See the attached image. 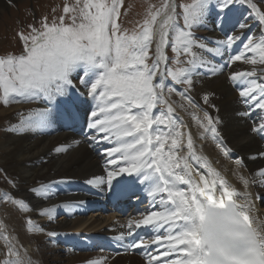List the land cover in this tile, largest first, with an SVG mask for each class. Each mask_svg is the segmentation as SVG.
Masks as SVG:
<instances>
[{
    "label": "snow or ice",
    "instance_id": "obj_1",
    "mask_svg": "<svg viewBox=\"0 0 264 264\" xmlns=\"http://www.w3.org/2000/svg\"><path fill=\"white\" fill-rule=\"evenodd\" d=\"M7 3L14 6L13 0ZM145 3L132 28L124 27V0H64L58 15L57 7L51 17L37 20L33 13L32 22L15 32L19 49L0 53V104L42 106L18 112V122L7 131L36 133L62 119L79 121L88 148L104 158L106 173L85 183L101 191L139 185L146 193L148 208L111 238L126 252H140L146 264H264V220L255 207L264 195L253 199L247 191L249 184L264 186V168L249 177L235 173L244 192L228 183L196 143L210 140L225 158L233 157L220 131L222 121L193 95L203 77L214 78L236 62L248 65L229 71L227 79L246 109L237 115L252 119L249 132L264 139V0ZM200 28L220 38L201 37ZM211 95L205 90L200 100L215 109ZM177 107L191 116L196 137ZM80 143L58 145L54 152L66 153ZM258 156L264 151L249 159ZM234 163L244 167L239 156ZM0 178L10 186L0 198L25 214L27 233L49 239L66 235L46 231L32 214L49 222L58 210L71 214L74 203H42L56 196L67 178L26 185L33 200L13 194L19 191L18 174L0 168ZM0 264H35L2 219Z\"/></svg>",
    "mask_w": 264,
    "mask_h": 264
},
{
    "label": "bare ground",
    "instance_id": "obj_2",
    "mask_svg": "<svg viewBox=\"0 0 264 264\" xmlns=\"http://www.w3.org/2000/svg\"><path fill=\"white\" fill-rule=\"evenodd\" d=\"M3 4L4 1L0 0V8ZM253 30H255V28ZM197 34L201 37H212L213 39L220 38L218 32L210 31L205 28H200ZM248 68V65H245L242 62H236L231 69L225 67L223 72L217 74L214 78H209L208 76L203 77L197 83L196 88L193 91V95L196 97L201 107L206 108L213 117L219 116L222 121V124L219 126L220 131L225 138L228 147L231 148L237 156L243 159L244 167L237 169L234 160L231 158H225L210 140L201 141L200 139H197L196 143L198 149L202 146L203 153L209 158L213 167L217 168L222 176L226 178L228 183L240 192H244L245 188L235 173L238 171L243 176L249 177L259 168H264V157L258 156L254 160L249 159L250 156L264 151V139L249 132V128L252 126L253 122L252 119L237 115L238 112L246 110L239 103L237 89L227 79L229 71H240ZM205 90L213 93V95L210 96L209 104H214L216 106L215 109L211 108L209 105H204L203 101L200 100V94ZM173 99L175 100L178 98L173 97ZM38 106L42 105H39L38 102H33L22 103L18 107H12V109L0 108V115L5 112H9L10 114L9 121L5 126V131L2 136L0 135V164L10 175L18 174L21 181L19 191L14 192L13 194L16 197L22 195L28 196L29 200H33V197L29 196L24 191L26 185H31L34 180H44L47 182L48 180L67 178L68 182L59 186L58 194L51 200L43 201L42 203L47 206L50 204L71 202L77 206L71 214L64 210H58L59 218L56 217L54 219L57 220V223L45 230L56 231L67 235L69 231H92L102 228L104 225H109L110 220H112V217L109 215L108 217H94L93 214L85 215L84 217L78 216V213L85 212V208H87L86 201H97L87 196L85 189L89 186L85 181L93 175H106L104 172V158L101 157L96 150L88 148L87 142H85V138L81 132L74 133L73 131H69L68 126L61 123V121L59 123L54 122L50 128L36 133L29 132L17 134L7 131V128L11 123L18 122V112L26 113L30 107ZM16 111L18 112L16 113ZM176 111L177 114L183 118L185 124L188 125L193 136L196 137L199 130L188 112H185L179 107H177ZM74 140H80L81 143L79 145L73 144L66 153L57 154L54 152L56 146L61 144H72ZM106 146L107 145H101L98 147ZM241 170L246 171V173H242ZM135 186L140 188L139 185ZM247 191L250 192L252 198L255 199L257 193L264 195V186L250 184ZM242 199V197L238 198V200ZM79 202L83 203L80 204ZM256 215L261 220H264V207L261 211H256ZM25 218V214H22L18 210H14L12 206L4 207L0 205V219H2L8 226L9 232H13L18 236L23 245V249L28 251L35 264H72L77 261L75 259L76 256H83L82 254L73 253L71 251L68 253L73 254V258L69 256L67 258H62L61 255L59 256V252L54 253V255L52 252L48 253V250L45 247L46 244L43 243L48 237L42 234L27 233L24 228ZM32 218L40 225L49 222L46 217H39L35 214H32ZM112 225L115 228H121L118 222H113ZM66 235H61L59 238L63 239ZM40 246L45 248V251L40 250L38 248ZM97 253L89 255V257L94 256L98 258L103 257L102 255H104L100 252ZM135 257L136 256L128 254L121 259H133ZM136 258L139 261L137 263L136 260L137 264H140V262L143 264L138 257ZM116 264L120 263L116 262Z\"/></svg>",
    "mask_w": 264,
    "mask_h": 264
},
{
    "label": "rangeland",
    "instance_id": "obj_3",
    "mask_svg": "<svg viewBox=\"0 0 264 264\" xmlns=\"http://www.w3.org/2000/svg\"><path fill=\"white\" fill-rule=\"evenodd\" d=\"M4 4L0 8V53H3L5 50H18L20 45L17 38H15V32L18 27L22 25H26L28 23H31L33 20V13L35 14V18L38 20L43 15H48L49 17L52 16V8L57 7V15L59 14L60 8H62L64 0H13L14 6H9L7 3V0H3ZM153 3L157 2V0H152ZM146 7L145 0H124V9H128L127 15L122 16V20L124 21V27L126 28H132L134 27L135 21L142 18V14L144 12V9ZM123 11V9H122ZM171 53V51H170ZM171 55V54H169ZM20 104H11L7 107H5L3 104H0V108H10L12 107H18ZM14 107V108H15ZM18 111H16L17 113ZM9 112L2 113L0 115V135L5 131V126L7 122L9 121ZM202 115V113H200ZM8 118V119H7ZM0 136V138H1ZM5 169L0 164V168ZM6 170V169H5ZM7 171V170H6ZM242 173H246V171L241 170ZM246 177V176H245ZM2 183V184H1ZM250 185V184H249ZM0 192L2 191H9V185L0 178ZM8 188V189H7ZM0 205L2 206H11L7 204V202L3 201L2 198H0ZM264 207V202L256 201V211H261ZM57 215L56 217H58ZM79 217L81 215H78ZM59 218V217H58ZM59 221V220H58ZM57 220H53L51 222H47L46 224H42L45 229H49L48 227H51L53 224H56ZM71 237H69L70 239ZM47 241V242H46ZM46 241H43V243L46 244V248L49 252L58 253L59 256L61 255L62 258H67L68 256L73 258V254L67 253L66 248H59L60 244L58 240L49 239L46 238ZM53 241V242H52ZM49 244V245H48ZM35 245V244H34ZM49 246V247H48ZM37 247V246H36ZM52 247V248H51ZM40 250H44L43 247H38ZM49 248V249H48ZM99 253V252H98ZM97 253V254H98ZM101 253V252H100ZM63 254V255H62ZM67 256H66V255ZM81 254V253H80ZM103 257H89L88 254H82L83 256H76V262L72 264H84L85 261L88 259H100L101 264H116V262H119L120 264H137L139 261L135 258H123L121 257H113L112 259H106L108 260L107 263H104L102 259L107 258L109 254L103 253ZM75 256V255H74ZM137 260V263H136ZM135 261V262H134ZM65 264H71V263H65ZM141 264V262H140Z\"/></svg>",
    "mask_w": 264,
    "mask_h": 264
}]
</instances>
